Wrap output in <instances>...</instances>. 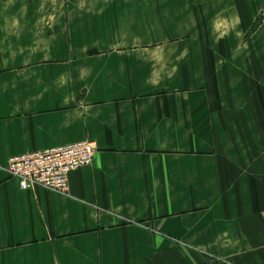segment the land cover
Segmentation results:
<instances>
[{
  "label": "crops",
  "instance_id": "crops-1",
  "mask_svg": "<svg viewBox=\"0 0 264 264\" xmlns=\"http://www.w3.org/2000/svg\"><path fill=\"white\" fill-rule=\"evenodd\" d=\"M0 264H264V0H0Z\"/></svg>",
  "mask_w": 264,
  "mask_h": 264
},
{
  "label": "built area",
  "instance_id": "built-area-1",
  "mask_svg": "<svg viewBox=\"0 0 264 264\" xmlns=\"http://www.w3.org/2000/svg\"><path fill=\"white\" fill-rule=\"evenodd\" d=\"M96 152L95 144L85 141L23 154L8 161L6 174L18 182L22 191L42 188L67 194L69 174L91 166Z\"/></svg>",
  "mask_w": 264,
  "mask_h": 264
}]
</instances>
